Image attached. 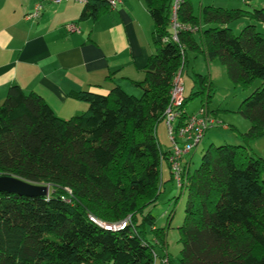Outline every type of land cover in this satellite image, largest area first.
Segmentation results:
<instances>
[{"label":"trees","instance_id":"obj_1","mask_svg":"<svg viewBox=\"0 0 264 264\" xmlns=\"http://www.w3.org/2000/svg\"><path fill=\"white\" fill-rule=\"evenodd\" d=\"M174 3L145 0L154 22V52L144 78L133 81L140 97L120 86L107 93L77 91L72 95L88 107L63 118L39 93L9 87L0 103V174L48 185L49 192H0V264H171L168 230L156 225L148 209L159 198L169 155L157 127L190 53L219 59L236 86L247 89L261 80L239 112L251 121L245 140L264 134V33L258 29L264 6L202 4L195 10L192 0H181L175 11ZM108 7L107 0H89L81 19L96 20ZM235 22L246 23L238 34L231 27ZM194 84L189 97L201 96L216 119L208 104L214 92L210 77L196 73ZM188 99L178 108V126L191 115ZM263 174L264 158L251 156L243 144H212L193 172L184 165L181 264H264ZM90 216L109 224L130 221L110 231Z\"/></svg>","mask_w":264,"mask_h":264},{"label":"crops","instance_id":"obj_2","mask_svg":"<svg viewBox=\"0 0 264 264\" xmlns=\"http://www.w3.org/2000/svg\"><path fill=\"white\" fill-rule=\"evenodd\" d=\"M39 3L38 15L28 17ZM83 8L75 0H0V103L9 87L19 84L42 95L57 115L69 118L87 107L74 92L107 93L120 86L141 93L133 81L144 78L154 52V22L145 0H121L96 20L81 19ZM69 23L80 31H68ZM183 164L190 168L191 154Z\"/></svg>","mask_w":264,"mask_h":264},{"label":"rangeland","instance_id":"obj_3","mask_svg":"<svg viewBox=\"0 0 264 264\" xmlns=\"http://www.w3.org/2000/svg\"><path fill=\"white\" fill-rule=\"evenodd\" d=\"M192 1L195 10L199 9L202 3L204 5L212 4L210 0ZM212 1H214L216 6L228 9L238 7L252 9L256 6H264V0H250L248 3L245 0ZM245 25V22H235L231 27L233 32L238 34ZM258 29L264 33L263 24H260ZM196 73L209 76L213 82L214 92L208 104L210 110L217 112V115H215L217 122L206 130L202 141L188 153L191 154L190 171L193 172L199 167L203 153L212 144H243L248 148L251 156L264 158V134L254 139L245 140L244 134L251 127V121L239 112L241 102L261 85V80H255L247 89L236 86L229 78L225 65L219 59L207 60L202 54L194 55L190 53L189 64L181 74L184 84L183 95L189 98L187 101L188 114L197 113L202 106L206 107V103L205 105L202 103L201 96L189 97L195 85L194 75ZM140 95L141 93L136 96L140 97ZM178 121L179 119L175 121V124ZM157 136L164 151L172 149V140L169 136L168 128L163 121L158 124ZM179 145L183 148L184 142L179 140ZM170 168L168 161L165 160L162 165V181L159 198L156 204L148 210H151L152 214L155 215L156 225L162 228L166 227L168 230L167 252L171 264H181L182 244L179 240V227L185 219L187 192L185 189L182 191L178 183L172 178ZM157 251L160 255L163 254L162 251L158 249Z\"/></svg>","mask_w":264,"mask_h":264},{"label":"built area","instance_id":"obj_4","mask_svg":"<svg viewBox=\"0 0 264 264\" xmlns=\"http://www.w3.org/2000/svg\"><path fill=\"white\" fill-rule=\"evenodd\" d=\"M54 3H61L65 0H47ZM80 3H87L89 0H75ZM110 4V7H116L121 0H107ZM181 0H175L174 9L176 11ZM246 1V0H245ZM42 8L41 3H39L36 7V12L28 14V17H34L38 15V12ZM176 20V15L174 17ZM179 27V23L174 22V39H177L176 30ZM188 29H192V27L188 26ZM66 29L70 32H78L80 31L76 23H69L66 25ZM184 84L181 78V72L175 77V84L171 90V103L166 110L164 121L167 124L168 133L172 140V149L169 151V155L167 161L171 167L172 177L180 186L182 184L183 179V171L184 164L183 158L186 154L190 153V151L197 146L203 139L206 130L211 127L213 124L217 122V120L212 116V114L208 113L206 108L202 106L197 113L191 114L184 125H177L175 121L179 119V106L182 104L184 100ZM179 140L184 142V147L181 148L179 145ZM90 218L100 224L107 230L116 231L122 228H125L130 221V217H126L122 221L117 223H102L95 219L93 216Z\"/></svg>","mask_w":264,"mask_h":264},{"label":"water","instance_id":"obj_5","mask_svg":"<svg viewBox=\"0 0 264 264\" xmlns=\"http://www.w3.org/2000/svg\"><path fill=\"white\" fill-rule=\"evenodd\" d=\"M0 192L18 193L26 196H39L48 194L49 186L35 184L15 175L0 174Z\"/></svg>","mask_w":264,"mask_h":264}]
</instances>
